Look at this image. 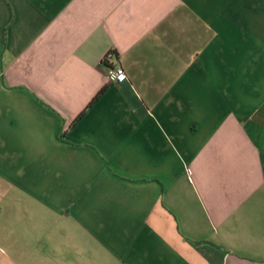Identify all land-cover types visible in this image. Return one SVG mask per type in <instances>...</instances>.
Masks as SVG:
<instances>
[{
	"label": "crops",
	"instance_id": "0c3cea01",
	"mask_svg": "<svg viewBox=\"0 0 264 264\" xmlns=\"http://www.w3.org/2000/svg\"><path fill=\"white\" fill-rule=\"evenodd\" d=\"M0 264H264V0H0Z\"/></svg>",
	"mask_w": 264,
	"mask_h": 264
},
{
	"label": "built area",
	"instance_id": "2783aa9c",
	"mask_svg": "<svg viewBox=\"0 0 264 264\" xmlns=\"http://www.w3.org/2000/svg\"><path fill=\"white\" fill-rule=\"evenodd\" d=\"M116 55L114 54V52H109L106 57L105 60H114L115 64H111L108 66V78L111 81H115V82H120L122 80H124L126 78V72L124 70V68L121 66V64L116 60ZM104 60V61H105Z\"/></svg>",
	"mask_w": 264,
	"mask_h": 264
}]
</instances>
